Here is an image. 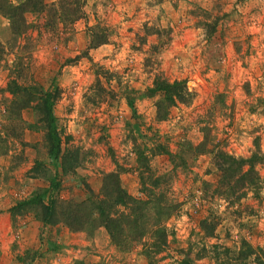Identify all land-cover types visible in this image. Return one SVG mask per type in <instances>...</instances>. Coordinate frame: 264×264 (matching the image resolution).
<instances>
[{
  "label": "rangeland",
  "instance_id": "1",
  "mask_svg": "<svg viewBox=\"0 0 264 264\" xmlns=\"http://www.w3.org/2000/svg\"><path fill=\"white\" fill-rule=\"evenodd\" d=\"M82 8L72 24L44 27V14L26 13L32 39H18L26 57L6 51L0 60V211L9 215L0 221V244L4 230L8 240L0 264H264V0H85ZM91 35L107 41L90 47ZM11 39L0 13V43ZM157 72L184 79L194 94L163 119L155 115L159 93L145 95ZM12 78L57 88L50 119L36 90L20 109V96L6 88ZM50 134L59 139L56 156ZM206 134L208 148L233 157L259 152L258 185L238 197L217 195L211 154L193 155L184 145ZM138 156L152 174L147 188L153 181L155 192L178 205L156 252L147 235L119 248L95 223L72 230L56 214L42 223L40 207L25 203L44 189L43 202L94 197L109 171L125 192L144 199ZM209 218L212 236L200 228Z\"/></svg>",
  "mask_w": 264,
  "mask_h": 264
},
{
  "label": "trees",
  "instance_id": "2",
  "mask_svg": "<svg viewBox=\"0 0 264 264\" xmlns=\"http://www.w3.org/2000/svg\"><path fill=\"white\" fill-rule=\"evenodd\" d=\"M84 1L85 0H54L50 3H45L43 0H18L16 2L0 0V13L7 18L8 30L12 35L11 41H7L5 44L0 43V60L5 55L6 51L9 53L13 52L15 60L22 58V56H19L20 53L21 55L24 54L26 57L25 49H27V44H20L18 42V39H25V41L32 39L29 30L33 24L26 21V13H30L34 16L37 14H44L46 21L44 24L42 23V27L49 26V21L50 26L55 24L56 21L63 25L66 23L72 24L74 20L84 16L82 8ZM92 37L95 38L92 39ZM106 41L107 37L103 35L97 38L91 35L92 44L89 46L93 47L97 44L105 43ZM14 48L15 51H12ZM15 60H13V62ZM15 63H17V61H15ZM14 82L15 78L8 80L6 88H9L11 93L20 96V109L27 106L31 100H34L33 91L36 90L39 93L36 98L40 100V104L47 117L49 119L52 117L51 106L57 96L56 87H52L50 90H42L40 86L25 87L15 84ZM156 93H159L160 98L155 102V115L160 119L165 118L169 107L178 103L187 104L194 95L193 91L187 89L184 79H173L170 81L162 76L161 72L154 74L151 86L145 91V95L149 97ZM50 135L54 140L55 146L52 155L56 156L59 151V139L54 134ZM207 143L206 134L198 143L192 144L188 142L184 143V145L187 147V152L190 154H211L213 163L220 172L218 186L214 188L217 195H223L225 197L229 195L232 196L245 186L253 187L258 185V176L253 169V164L262 159V155L259 152L252 153L247 158L233 157L220 148H208ZM158 146L157 149L159 152L165 153L170 160H173L172 157L175 156L167 148L163 145ZM138 157V162L142 164V169L139 172V191L143 193L144 199L125 192L120 186L117 172L109 171L102 175L99 192L94 195V197L92 196L93 198L89 195L83 200L65 201L47 196L45 202H43L41 196L43 197L48 192L47 189H44L40 192V196L37 194L25 201V203L37 204L40 207V220L42 223H51L55 221V219H52L55 214L57 216L59 215V219L72 230L93 228L95 223V225H100L105 229L111 242L119 248H122V245L127 240H137L147 235L148 238H153L152 252H156L161 249L165 242L167 232L164 222L178 205L171 201H165L160 192H155L153 190V186L155 185L153 181H151V189L147 188L145 179L150 182L149 179L152 174L150 168L144 164L145 157ZM179 160L181 164H184L183 160ZM243 163L248 164L244 172L241 169ZM62 169L65 170L66 167L64 168L62 166ZM143 172H145L144 175ZM239 194L240 193H238V195L234 194V196L238 197ZM25 203H19V206ZM214 226L215 223L210 218L207 220L204 219L200 223V228L206 236H212ZM236 254L241 260L247 258L246 253L241 251H237ZM145 255L148 260L149 254L145 253ZM226 258L227 256L222 255L219 257V261L225 260ZM228 259L230 260V257ZM185 264H187L186 260ZM226 264L229 263L226 261Z\"/></svg>",
  "mask_w": 264,
  "mask_h": 264
},
{
  "label": "crops",
  "instance_id": "3",
  "mask_svg": "<svg viewBox=\"0 0 264 264\" xmlns=\"http://www.w3.org/2000/svg\"><path fill=\"white\" fill-rule=\"evenodd\" d=\"M50 2V1H49ZM124 3L125 2H123L121 5H124ZM84 12L86 13V10H84ZM85 13H84V15H85ZM83 19H85V18H83ZM86 23L87 24H89L90 23V20L89 19H87V21H86ZM8 217H9V215H8V212H7V209L5 208H3L1 211H0V221H5V222H7V220H8ZM7 231L6 230H4V232H3V235L1 234V238H2V243L0 244V248H2L3 250H4V252H5V247H8V245L6 246V244L4 243V242H7L8 240H7ZM7 253V252H6ZM0 255H1V253H0Z\"/></svg>",
  "mask_w": 264,
  "mask_h": 264
}]
</instances>
